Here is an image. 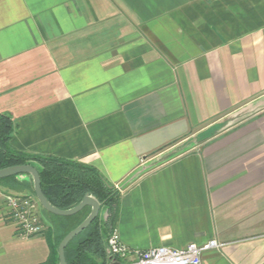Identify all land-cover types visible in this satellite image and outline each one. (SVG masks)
I'll return each instance as SVG.
<instances>
[{"label": "crops", "instance_id": "crops-1", "mask_svg": "<svg viewBox=\"0 0 264 264\" xmlns=\"http://www.w3.org/2000/svg\"><path fill=\"white\" fill-rule=\"evenodd\" d=\"M0 115L12 149L120 192L129 248L264 264V0H0ZM22 181L0 182V264H46L52 220L26 238L10 217Z\"/></svg>", "mask_w": 264, "mask_h": 264}, {"label": "trees", "instance_id": "trees-1", "mask_svg": "<svg viewBox=\"0 0 264 264\" xmlns=\"http://www.w3.org/2000/svg\"><path fill=\"white\" fill-rule=\"evenodd\" d=\"M15 132L13 122L0 115V170L30 165L36 162L40 166L42 190L50 203L60 210H70L81 203L83 198L91 194L102 204L107 218L100 216L66 249L68 264H108L107 241L115 230L120 200V192L112 186L99 171L75 161H65L51 157H43L18 152L12 149L10 142ZM18 177L2 181L14 180ZM22 184L28 183L22 181ZM35 197L33 184L29 185ZM43 210V209H42ZM91 208L86 207L78 214L70 217H59L45 210V216L52 220L50 224L55 236L54 260L46 264L59 263V246L63 239L79 227L90 215Z\"/></svg>", "mask_w": 264, "mask_h": 264}, {"label": "built area", "instance_id": "built-area-1", "mask_svg": "<svg viewBox=\"0 0 264 264\" xmlns=\"http://www.w3.org/2000/svg\"><path fill=\"white\" fill-rule=\"evenodd\" d=\"M6 201L11 211V220L20 228L22 236L29 238L40 235L47 229L36 197L8 195ZM107 247L110 255L121 264H202L203 253L218 249L221 245L217 241H210L204 245L191 243L183 249L157 247L138 250L125 245L117 230H114L107 241Z\"/></svg>", "mask_w": 264, "mask_h": 264}, {"label": "water", "instance_id": "water-1", "mask_svg": "<svg viewBox=\"0 0 264 264\" xmlns=\"http://www.w3.org/2000/svg\"><path fill=\"white\" fill-rule=\"evenodd\" d=\"M11 177H18V179L31 178L33 182L34 193L40 206L46 212L59 216L70 217L78 214L86 207H90L91 213L87 219L75 230L70 232L61 242L59 246V264H68L66 259V249L68 245L78 237L82 232L89 228V226L100 216L102 210V204L91 194L86 195L81 203L70 210H60L53 206L45 196L42 190V182L40 173L37 168L32 165L14 166L3 170H0V180H4ZM109 252V250H108ZM110 254V252H109Z\"/></svg>", "mask_w": 264, "mask_h": 264}, {"label": "rangeland", "instance_id": "rangeland-1", "mask_svg": "<svg viewBox=\"0 0 264 264\" xmlns=\"http://www.w3.org/2000/svg\"><path fill=\"white\" fill-rule=\"evenodd\" d=\"M109 253V252H108Z\"/></svg>", "mask_w": 264, "mask_h": 264}]
</instances>
